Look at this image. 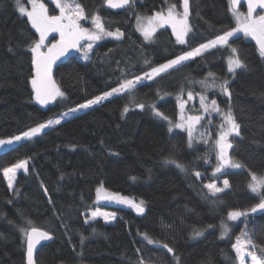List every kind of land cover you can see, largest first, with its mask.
<instances>
[{
	"label": "trees",
	"instance_id": "trees-1",
	"mask_svg": "<svg viewBox=\"0 0 264 264\" xmlns=\"http://www.w3.org/2000/svg\"><path fill=\"white\" fill-rule=\"evenodd\" d=\"M44 1L49 14L60 13L54 3ZM180 1L132 0L127 8L113 10L105 0H78L88 16L98 11L105 28L121 29L123 36L95 42L89 59L76 55L59 64L55 80L65 95L43 105L31 89L30 46L38 33L15 0H0V137L21 133L235 25L229 0H189L186 43H179L169 27L159 28L147 42L135 28L136 14ZM229 43L1 150L0 264H26L21 228L30 226L53 236L38 249L36 264H138L141 259L145 264H236L233 244L242 223L226 239L220 237V223L230 210H250L262 198L249 184L251 172H264V58L248 36L238 34ZM232 47L247 65L234 75L227 70ZM208 73L228 80L231 96L214 97L220 107L231 108L240 125L229 155L243 167L220 175L229 188L218 198L204 187L215 179L214 113L207 115L205 133L193 146L186 131H169L168 122L177 117V96L198 93V82ZM153 106L168 120L157 116ZM23 160H29L28 171L20 172L10 189L3 170ZM171 160L183 170L166 163ZM100 184L136 202L143 200L144 213L98 203ZM97 206L119 216L114 222L89 219ZM247 221L261 254L264 213L249 214ZM209 225L214 228L204 232ZM194 231L202 235L194 237ZM144 234L155 243L149 244Z\"/></svg>",
	"mask_w": 264,
	"mask_h": 264
},
{
	"label": "snow or ice",
	"instance_id": "snow-or-ice-1",
	"mask_svg": "<svg viewBox=\"0 0 264 264\" xmlns=\"http://www.w3.org/2000/svg\"><path fill=\"white\" fill-rule=\"evenodd\" d=\"M31 4V10H28L24 6L23 0H15L18 11L22 15H26L30 20L32 26L39 32V39L34 41L30 46L32 52V64L34 65L35 75L31 79V84L33 91L35 93V99L40 104H47L48 102L55 100L57 97H63L65 94L58 88L55 81L52 78V65L55 61L70 48H76L82 39H87L89 43L85 49V59H87V53L92 49L93 43L101 40L105 36H111L119 39L123 36V33L117 29L116 31L106 30L102 18L99 15H94L91 17V22L93 24V30L84 28L80 24V20L88 19L85 15L83 7L79 4L78 0H55L57 7L60 10V15L49 16L47 9L43 3H39V0H29ZM106 4L112 8H121L129 5L132 0H105ZM240 0H229V9L232 12L234 18L237 21V27L230 31L224 32L219 35L215 40L210 41L207 44L200 45L199 47L193 49L192 51L186 52L180 56L175 57L172 60L167 61L157 67L151 68L150 72H145L143 76H137L131 80H124L119 84L118 87L112 88L110 91L104 92L102 95L96 96L93 99L87 100L85 103L80 104L77 108L71 109L70 112L77 111L78 109L88 108L92 105L99 104L101 101L108 99L114 95H119L121 93L130 92L136 87V85L142 79H154V77L159 76L161 73L167 72L169 69H174L175 67L181 65L183 62L189 60L192 57L199 56L202 52L208 48L216 47L217 45H228L229 38L233 37L238 32H243L245 35H250L254 37L259 45V54L264 58V14L254 15L257 9L264 10V0H247V12L241 13L239 11L238 5ZM183 11L178 12L176 10V5L172 4L168 7L166 14L164 12H157L151 17H137V28L142 33L145 40H152L154 34L158 27L164 25H171L173 33L176 35L177 41L179 43H186L185 36L191 31L189 25V0H183L182 3ZM51 32H58L60 39L56 43L52 44L47 48V52L41 51L44 47L45 39ZM230 47V46H229ZM231 55L228 57L227 70L233 75L238 69H246L247 65L243 60L240 59L238 50L234 47L231 48ZM149 61H145L148 64ZM209 77L213 78V82L209 85L207 83V78L205 81L200 83L204 87H217L215 83V74L209 73ZM220 90L223 94L231 96L229 91V82L224 80L223 83L219 85ZM192 93H188L189 99H192ZM207 97L200 95L201 107L205 112L215 111L218 112L222 118L223 123L221 124V131L218 134V138L215 141V146L217 149V167L214 169L215 172H220L225 167L241 168L243 167L240 163L234 161L228 153L229 149L233 148V144L229 141V137L233 134L236 137L240 136V125L236 122L235 116L231 110L228 109L227 112L221 111L217 105L216 100H211L210 104L206 103ZM139 108H143V104L136 105ZM183 103H181V109L183 110ZM154 108V106H153ZM125 112L128 111L127 107L124 109ZM154 111L155 108H154ZM68 113H64L60 118L55 120H48L45 123L38 124L35 127L30 128L27 131L22 132L20 135L13 136L11 139L5 141L0 140V145L11 144L13 141H20L22 139L30 140L33 137L41 134V132L53 125L59 124L61 119ZM156 115L160 116L164 120H168V117L163 113L156 111ZM201 116H190L186 118L181 116V123L171 125L169 131L172 127L186 128L189 137V146H191L193 131L195 126L199 124ZM166 163L175 164L176 167L183 170V165L177 163L174 160L166 161ZM17 169H24L27 171V161H20L18 164L11 168H5L3 170L4 176L8 180V186L11 188L13 186V181L15 179ZM196 177L200 176V173H195ZM207 188L208 193L212 197L219 196L220 193L224 192L225 189L229 188V181L225 179L223 181V187H218L215 183H210L204 186ZM249 189L253 193L261 194L262 198L260 202L251 208V212H256L257 209H264V177H257L256 174H251V182L249 184ZM45 191H47L45 189ZM98 199H116L118 202H123L131 205L138 213L144 212V201L141 200L139 203L134 200H130L125 197H119L116 194L101 196V189H97ZM98 215H103L106 221L115 219L114 213H100L99 211H93L91 213L90 219H95ZM247 211L233 210L228 212L227 219L229 221H236L240 217L247 216ZM31 225V221L28 222ZM222 237L229 234L230 229L227 224H222ZM21 232L26 238V254H27V264H35L34 251L37 246L41 244V241L51 239V234L47 231H43L36 227L21 228ZM145 239L149 244L155 243L151 240L147 234ZM202 235L201 231H194L193 236ZM251 246L253 251H248V246ZM168 252H173L167 244L163 245ZM258 246L252 241L250 235L245 231L242 232L240 236H237L236 243L233 244V249L236 252V256L239 264H245L246 255L250 257L251 264H264V247L260 248L261 255H257L255 249ZM139 251V250H137ZM138 264H145L143 259H141Z\"/></svg>",
	"mask_w": 264,
	"mask_h": 264
},
{
	"label": "rangeland",
	"instance_id": "rangeland-1",
	"mask_svg": "<svg viewBox=\"0 0 264 264\" xmlns=\"http://www.w3.org/2000/svg\"><path fill=\"white\" fill-rule=\"evenodd\" d=\"M23 3H24V6L26 7V8H28V10H31V4H30V2H29V0H23ZM39 3H43L44 4V6L46 7V9H47V13H48V8H47V4H46V2L44 1V0H39ZM182 3H183V0H181L180 1V5H177L176 3H172V2H167L163 7H161L160 9H158V10H156V11H154L153 13H150V14H143V13H138V14H136V16H135V21H134V24H135V28L137 29V31L138 32H140L139 30H138V28H137V17H151V16H153L155 13H157V12H164L165 14H166V12H167V9H168V7L170 6V5H172V4H175L176 5V10L178 11V12H182L183 11V7H182ZM239 11L241 12V13H246V10H243V9H241V8H239ZM84 13H85V11H84ZM230 14H231V17H232V19H233V21H234V27L233 28H236L237 27V21H236V19L234 18V16H233V14H232V12L230 11ZM261 14H264V11H261V12H259L257 15H261ZM48 15L49 16H58V15H60V13L59 14H54V15H51V14H49L48 13ZM85 15L88 17V19H86V20H84V19H82V20H80V24H81V26L82 27H84V28H88L90 31L91 30H93V24H92V22H91V17L92 16H94V15H99V13H98V11H95V12H93L91 15H87L86 13H85ZM26 16V15H25ZM27 17V16H26ZM28 18V17H27ZM30 21V20H29ZM31 23V22H30ZM32 25V24H31ZM162 27H169V28H171V30H172V27H171V25H164V26H162ZM34 28V27H33ZM159 28H161V27H158L157 28V30L159 29ZM233 28H231L230 30H232ZM35 29V28H34ZM36 30V29H35ZM106 30H108V31H116L117 29H114V30H111V29H106ZM121 32H122V30L121 29H119ZM156 30V31H157ZM230 30H228V31H230ZM36 32H37V30H36ZM173 32V31H172ZM38 33V39H39V36H40V34H39V32H37ZM123 33V32H122ZM156 33V32H155ZM140 34L142 35V33L140 32ZM174 34V33H173ZM238 34H243V35H245L242 31L241 32H238V33H236L234 36H236V35H238ZM53 36H55L56 38H60V35H59V33L58 32H51V33H49L48 34V36H47V38L45 39V42H44V45L46 46L47 45V43H48V40L51 38V37H53ZM143 36V35H142ZM174 36H175V38H176V35L174 34ZM233 36V37H234ZM245 36H248V35H245ZM186 37L187 36H185V40H186ZM103 38H115V37H111V36H105V37H103ZM121 38V37H120ZM144 38V37H143ZM232 37H230L229 38V41H230V39H231ZM37 39V40H38ZM153 39H154V37H153ZM152 39V40H153ZM177 39V38H176ZM152 40H150V41H152ZM213 40H215V38L214 39H211V40H208V41H206V42H204V43H202V44H200V45H203V44H207V43H209L210 41H213ZM82 41H83V46H82V49H81V51H80V53H79V55L82 57V58H84L85 59V49H86V47H87V44L89 43V41L85 38V39H82ZM147 42H150L149 40H146ZM97 42V41H96ZM95 44V42L93 43V45ZM230 43H228V45H229ZM200 45H198L197 47H199ZM45 46L44 47H42L41 48V51L45 48ZM93 47V46H92ZM197 47H195V48H197ZM195 48H193V49H195ZM193 49H191L190 51H192ZM209 49V48H208ZM208 49H206V50H208ZM92 50V49H91ZM91 50L90 51H88V53H87V59H89L90 57H91ZM206 50H204V51H206ZM203 51V52H204ZM189 52V51H188ZM202 52V53H203ZM186 53V52H185ZM184 54V53H183ZM180 55H182V54H180ZM180 55H178V56H180ZM175 57H177V56H175ZM175 57H173V58H171V59H168V60H166V61H164V62H162V63H160V64H158V65H156V66H154V67H157V66H159V65H161V64H164V63H166L167 61H169V60H172V59H174ZM193 58V57H192ZM192 58H190V59H192ZM151 71V69L150 70H148V71H146V72H150ZM144 74V73H143ZM143 74H140V75H138V76H143ZM209 74V73H208ZM207 74V76L204 78V79H202V80H200L199 82H198V85H199V87H200V91L198 92V93H192L193 95H192V99H189V97H188V93H186V95H184V93H180L178 96H177V103H178V114H177V117H176V119L175 120H173V119H170V120H168V122L169 121H171V125H175V124H179V123H181L182 121H181V116L183 115L184 117H185V121H183V122H185L186 123V118L187 117H190V116H201L202 117V119L200 120V122H199V124H197L196 126H195V129H194V131H193V138H192V142H191V146H193L194 144H195V141H196V139L197 138H199V137H201V136H203V134L205 133V128H204V125H203V122H204V120L206 119V117H207V115H209L211 112H213L214 113V115H215V120H214V132H215V136H214V138H213V141H212V148H213V156H214V163H213V172H212V175L214 176V180L212 181V182H210V183H215L218 187H223V181L226 179V178H224V179H220L221 177H220V175L222 174V173H224L225 171H227V170H229V169H239V168H232V167H225L224 169H222L220 172H215L214 171V169L217 167V164H218V160H217V149H216V146H215V141H216V139L218 138V134H219V132L221 131V124L223 123V118H222V116L218 113V112H215V111H208V112H205L204 111V109L201 107V103H200V95H204V96H206L207 97V100H206V103H208V104H210V102H211V100H215V97L214 96H216V95H218V94H220V95H223V96H227V95H225V94H223L222 93V91L220 90V88H219V85L221 84V83H223V79H219L217 76H215V83H216V85H217V87H215V88H213V87H204V86H202V84L200 83L201 81H205L206 80V78H207V83L210 85L212 82H213V78L212 77H209V75ZM135 77H137V76H135ZM135 77H132V78H129V79H126V80H131V79H134ZM155 78V77H154ZM153 79H151V80H148V79H142L139 83H141V82H144V81H152ZM225 80H227V79H225ZM228 81V80H227ZM138 83V84H139ZM119 86V84L118 85H116V86H113V87H111V88H109V89H107V90H105V91H103V92H101V93H98L97 95H95V96H93V97H91V98H89V99H87V100H90V99H93L94 97H96V96H99V95H102L104 92H107V91H110L112 88H115V87H118ZM61 90V89H60ZM62 91V90H61ZM63 92V91H62ZM211 94H213V95H211ZM113 97V96H112ZM58 98V97H57ZM56 98V99H57ZM109 98H111V97H109ZM108 98V99H109ZM55 99V100H56ZM55 100H52V102L53 101H55ZM87 100H85V101H83V102H81V103H78V104H76V105H74L73 107H71V108H69L68 110H65V111H63L62 113H60V114H58V115H56V116H54V117H52V118H50L51 120H55V119H57V118H60L61 117V115L62 114H64V113H68V115H66V116H64L63 117V119H61V122L62 121H64V120H66V119H68V118H70V117H72V116H74L75 114H77V113H79V112H82V111H85V110H87V109H89V108H91V107H93V106H95V105H97V104H95V105H92V106H90V107H88V108H83V109H78L77 111H74V112H70V110L71 109H74V108H77V106L78 105H80V104H83V103H85ZM107 100V99H106ZM103 101H105V100H103ZM103 101H101V102H103ZM100 102V103H101ZM99 103V104H100ZM181 103H183V105H184V107H183V110L181 109ZM218 105V104H217ZM219 106V105H218ZM137 108H139V107H137ZM219 108L221 109V111H223V112H227L228 111V109H224V108H222V107H220L219 106ZM127 109H129V108H127ZM153 111H154V108H153ZM157 111V110H156ZM156 111H154V112H156ZM50 119H48V120H50ZM48 120H45V121H43V122H40V123H37V124H35V125H33V126H31V127H29V128H27L26 130H24V131H27V130H29L30 128H32V127H35V126H37L38 124H41V123H45V122H47ZM237 122V121H236ZM54 125H56V124H53V125H51V126H49V127H52V126H54ZM169 126H170V123H169ZM49 127H47V128H49ZM47 128H45V129H47ZM44 129V130H45ZM177 129H179V130H184V131H186V133H187V136H188V132H187V129L186 128H177V127H172V130H177ZM43 130V131H44ZM24 131H22V132H24ZM42 131V132H43ZM21 132V133H22ZM21 133H18V134H16V135H20ZM16 135H13V136H16ZM13 136H8V137H0V140H5V141H7V140H9V139H11ZM233 136H234V134L232 135V136H230L229 137V141L230 142H232V138H233ZM34 138V137H33ZM188 139H189V137H188ZM23 140H26V139H22V140H20V141H23ZM20 141H13L11 144H3V145H0V151L1 150H3V149H5V148H8V147H10V146H12V145H14V144H16V143H18V142H20ZM230 157H231V155H229ZM232 158V157H231ZM23 161H27V171H28V162H29V160H23ZM19 163V162H18ZM18 163H16V164H18ZM16 164H13V165H11V166H9L8 168H11V167H13L14 165H16ZM34 171H35V169H33ZM27 171H24V169H17V171H16V175H15V179H14V181H13V185H14V183H15V180H16V178H17V176H18V174L20 173V172H24V173H26ZM252 173H254V174H256V176L257 177H264V172L263 173H255V172H251V174ZM5 179H6V181H7V183H8V180H7V178L5 177ZM219 180H221V182H219ZM209 183V184H210ZM10 188V187H9ZM13 188V186L10 188V189H12ZM98 188H100L101 189V196H104V195H108V194H112L113 192H111L109 189H107L103 184H100V185H98L97 187H96V201L98 202V203H102V198L101 199H98L97 198V189ZM139 203V202H138ZM235 210V209H234ZM238 210H240V209H238ZM93 211H99L100 213H114L115 214V219L119 216V214H118V212H116V211H113V210H111V209H108V208H103V207H101V206H97L96 208H94V209H92V210H90L89 211V217L91 216V213L93 212ZM230 211H233V210H230ZM229 211V212H230ZM241 211H249V210H241ZM228 215V214H227ZM248 215H249V213H248ZM248 215L247 216H244V217H240L238 220H236V221H229L228 219H227V217H226V219L225 220H223L221 223H220V237L221 238H223V239H226V238H228L231 234H232V232H233V230L236 228V226L239 224V223H242L241 224V229H240V232H239V234L237 235V236H240L241 235V233L242 232H247L249 235H250V237H251V239H252V241L255 243V241H254V239H253V237H252V235L250 234V228H249V223H248V221H247V217H248ZM97 217H100V218H102L105 222H114L115 221V219H111V220H108V221H106L105 219H104V217H103V215H98ZM96 217V218H97ZM90 219V218H89ZM222 224H227L228 225V227H229V229H230V232H229V234L227 235V236H225V237H222V231H223V229H222ZM212 228H214V226H211V225H209V226H206L205 228H204V232L205 231H207V230H209V229H212ZM203 232V233H204ZM237 238V237H236ZM236 238H235V242H234V244L236 243ZM248 251H253V249L251 248V246L249 245L248 246ZM255 251H256V249H255ZM256 253H257V255L259 256V255H261L260 253H258L257 251H256ZM236 264H239V262H238V259L236 260ZM245 264H251V259H250V257H247V255H246V259H245Z\"/></svg>",
	"mask_w": 264,
	"mask_h": 264
},
{
	"label": "water",
	"instance_id": "water-1",
	"mask_svg": "<svg viewBox=\"0 0 264 264\" xmlns=\"http://www.w3.org/2000/svg\"><path fill=\"white\" fill-rule=\"evenodd\" d=\"M46 1H47V2H52V3H54V4L56 5L55 0H46ZM129 5H130V4H129ZM129 5H126V6L121 7V8H112V7H109V6L106 4V2H105V6H106L107 8H109V9H113V10L125 9V8H127ZM56 6H57V5H56ZM241 6H244L245 9H246V12H247V8H248V6H247V0H240V3H239V5H238V8H240ZM261 11H264V10L258 8L257 11L254 13V15H257V14H258L259 12H261ZM248 36H249V38L255 43L257 49L259 50V45L257 44L256 39H255L254 37L250 36V35H248ZM59 39H60V38H55V39H53L49 44H47V46H46V48L43 50V52H47V48L50 47L52 44L56 43V41H58ZM82 45H83V41L81 40L76 48H70V49H68V51L65 52L64 55L60 56V57L55 61V63H53V65H52V78H53V80L55 81V83H56L57 86H58V84H57V82H56V80H55V69L57 68V66H58L59 64L65 62V61L68 60L70 57L78 55V54L80 53V51H81ZM32 66H33V70H32V77H33V76L35 75V70H34V65H32ZM31 79H32V78H31ZM31 89H32V91H33L32 84H31ZM33 94H34V97H35V93H34V91H33ZM48 103H49V102H48ZM43 105H44V104H43ZM231 143H232V142H231ZM232 144H233V143H232ZM231 150H232V149H229V150H228V153H229V154H230ZM113 194H116V195L119 196V197H125V196L120 195L119 193H113ZM109 195H112V194H109ZM125 198H128V197H125ZM128 199H130V198H128ZM130 200H133V199H130ZM134 201H135V200H134ZM135 202H136V201H135ZM102 203H103V204H106V205H108V206H112V207H119V208H128V209H132V210H134V212L137 213V214H143V213H144V212H143V213H138V212L135 210V208H133L131 205L126 204V203H123V202H118V200H116V199H111V200H110V199H103V198H102ZM137 203H138V202H137ZM144 209H145V208H144ZM144 211H145V210H144ZM249 213H250L251 215L257 216V215L263 214V213H264V209H257L256 212H251V209H250V210H249ZM36 228L45 231V230L42 229V228H39V227H36ZM52 239H53V236H52V234H51V239L41 241V244L38 245V246H37V249L34 251V260H35V258H36V253H37L38 249L40 248V246H41L42 244H44V243H47V242L51 241ZM26 243H27V242H26V238H25V254H26ZM26 264H27V254H26ZM35 264H36V260H35Z\"/></svg>",
	"mask_w": 264,
	"mask_h": 264
}]
</instances>
